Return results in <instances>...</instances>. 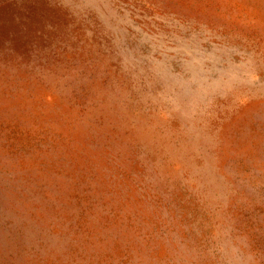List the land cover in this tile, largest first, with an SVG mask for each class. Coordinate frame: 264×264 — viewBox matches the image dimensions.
<instances>
[{"label":"rangeland","instance_id":"374dc122","mask_svg":"<svg viewBox=\"0 0 264 264\" xmlns=\"http://www.w3.org/2000/svg\"><path fill=\"white\" fill-rule=\"evenodd\" d=\"M0 264H264V0H0Z\"/></svg>","mask_w":264,"mask_h":264}]
</instances>
